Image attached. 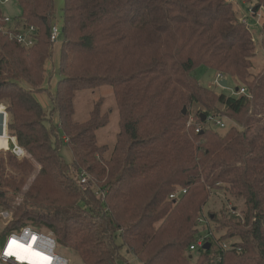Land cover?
Instances as JSON below:
<instances>
[{
    "label": "trees",
    "instance_id": "16d2710c",
    "mask_svg": "<svg viewBox=\"0 0 264 264\" xmlns=\"http://www.w3.org/2000/svg\"><path fill=\"white\" fill-rule=\"evenodd\" d=\"M16 1L21 14L11 23L0 8L7 30L0 31V106L15 149L29 157L0 151V212L12 213L0 240L31 226L51 232L83 264H119L125 250L140 264H264V67L251 73L256 42L234 5L65 0L61 79L47 115L36 94L50 90L55 0ZM243 2L256 14L264 9V0ZM31 27L32 47L11 38ZM260 31L264 50V24ZM198 66L247 93L204 87ZM105 86L120 116L110 159L108 147L97 144L95 122L74 120L77 93ZM202 115L228 126L221 133ZM59 132L72 164L62 157ZM82 173L88 186L78 181ZM213 197L220 202L215 212L207 210ZM201 238L210 248L192 252Z\"/></svg>",
    "mask_w": 264,
    "mask_h": 264
},
{
    "label": "rangeland",
    "instance_id": "374dc122",
    "mask_svg": "<svg viewBox=\"0 0 264 264\" xmlns=\"http://www.w3.org/2000/svg\"><path fill=\"white\" fill-rule=\"evenodd\" d=\"M234 5V8L238 12L240 19H246L249 23V27L253 33L254 41L256 42V55L255 58L252 59L253 61V69L251 73L256 75L260 72L264 67V50L261 47L260 40H261V26L257 25V21H260L261 25L264 24V9L259 11L257 14L256 12L249 11V6L243 2V0H229ZM65 0H55V7H56V15H55V23L60 29L63 27V14L62 8L64 6ZM3 7V6H2ZM0 6V8H2ZM7 8L3 9L4 13L12 19V21L19 17L21 14V8L16 0H12V3L6 6ZM252 12V13H251ZM61 51H62V38L60 42L54 45L53 50V57L52 60L48 63V70L50 72V90L48 92H42L36 94V98L42 105L45 113L47 115L50 114V111L53 108L52 99L50 94H55L57 90L58 81L61 79L59 73L60 67V60H61ZM194 74L196 78L199 80L201 85L206 88H210L218 94H224L226 96L238 97V90L239 85L231 78H227L223 76V79L227 80V87H222L218 84L217 80V73L207 69L204 66H198ZM48 87V85H46ZM119 111L117 107V102L114 96V92L112 87L105 86L95 90H84L78 92L75 98V116L74 120L82 125H89L93 122V129L98 126L96 130H94V134L96 136V141L99 146H107L108 152L104 155L105 159H110L112 155V151L114 150L117 135L120 131L119 126ZM226 122V121H225ZM54 123L58 125V117L54 116ZM227 123V122H226ZM210 127L217 129L219 132L223 133L225 129H220L214 125V123H209ZM228 125V124H227ZM60 133V137L63 140L60 152L64 160L72 164L74 157L71 148L68 146L67 142L65 141V136ZM7 136L0 135V149L6 148L10 145ZM96 144V142H95ZM16 145L11 144L8 149L14 153ZM19 159L23 157H29V155L25 152V154L21 156H17ZM36 166V165H35ZM38 169V166H36ZM36 176V172L33 174L32 178L29 180L27 190L30 187L33 179ZM90 181V180H89ZM89 185V182L87 186ZM24 193V190H23ZM23 197L20 194L14 203V206H17L22 203ZM233 206H235L234 202H231ZM243 206V201H239L237 203V211L240 212ZM218 211L220 209V202L219 199L213 197L210 204L207 207V210ZM7 212L10 213L12 217V213L8 210ZM8 220L0 218V234L3 232ZM45 232V231H42ZM48 232V231H46ZM45 232V233H46ZM206 244V243H205ZM57 254L60 256L68 259L70 264H83L81 259L79 258L76 251L69 249L67 247L61 246L58 244ZM122 256L124 260H120L119 264H140L139 261L127 250L122 251ZM196 257V254H194Z\"/></svg>",
    "mask_w": 264,
    "mask_h": 264
},
{
    "label": "built area",
    "instance_id": "2783aa9c",
    "mask_svg": "<svg viewBox=\"0 0 264 264\" xmlns=\"http://www.w3.org/2000/svg\"><path fill=\"white\" fill-rule=\"evenodd\" d=\"M12 0H0V6L3 5H7L11 2ZM5 21L7 23H11L12 19L10 17H6ZM243 22L247 25H249L248 21L246 19H243ZM257 25L258 26H262L260 21H257ZM0 31H3L5 33H7V30L2 27L0 25ZM35 35H36V29L31 27L30 29H28V31L26 33H19L17 35H11V38L16 39L17 42L21 45H23L25 48H30L35 44ZM61 35H62V29H60L57 25H54L52 28V33H51V41L53 44H57L60 42L61 39ZM223 79V76L221 74L217 75V80H218V84L219 82ZM246 90L244 88L240 89V91L238 92V94H246ZM207 125H209V123H214V125L220 129H225L227 128V123L225 122V120L218 118V117H207V121H206ZM191 125H194L196 127V133H200L201 130L203 129L202 124L198 123L195 121V119H191L190 121ZM210 126V125H209ZM14 154L16 156H21L23 155L22 151H19L18 149L14 150ZM90 178L89 176H87L86 174L82 173L78 175V181L80 183V185L86 186V184L89 182ZM183 194H185L186 192L183 191L181 192ZM178 196V194H173L171 195V199H176V197ZM0 218H3L5 220H10L11 219V215L9 212L7 211H1L0 212ZM32 238H35V243L33 245V247H30L32 251L34 252H39L43 255H46V257L50 258V264H70V261L66 258H62L61 256H59V254H57V250H58V243L56 241V238L54 237V235L52 233H45L42 231H38L36 229H34L31 226H26L24 227L21 231L19 232H13L11 234H9L4 240H0V264H33L30 261H21L20 259H18L16 256H12V254H8L6 255V251H8V244L10 241L12 240H24L25 242L31 240ZM206 241L205 239H200L199 241H197V243L193 244L190 247V250L192 252L197 251L198 249L203 248V246L205 245ZM24 245H27V248H29V244L25 243ZM224 250H228L230 249L229 245H224L223 246ZM44 260V259H42ZM45 262V260H44ZM43 262V263H44Z\"/></svg>",
    "mask_w": 264,
    "mask_h": 264
},
{
    "label": "bare ground",
    "instance_id": "6f19581e",
    "mask_svg": "<svg viewBox=\"0 0 264 264\" xmlns=\"http://www.w3.org/2000/svg\"><path fill=\"white\" fill-rule=\"evenodd\" d=\"M240 91V90H239ZM206 121H207V119H206ZM205 121V122H206ZM88 184V183H87ZM87 184H86V186H87ZM23 229V228H22ZM21 229V230H22ZM46 233H51V232H46ZM8 236V235H7ZM6 236V237H7ZM35 238H32L31 240H29V241H27V242H25L24 240H19L20 242H22L23 244H25V243H27V244H29V248H27L26 250L25 249H21V250H19V258L16 256V255H14V256H16L18 259H20L21 261H24V260H26V261H30L31 263H33V264H50V258L49 257H46V255H43V254H41V253H39V252H34V251H32L31 250V248L30 247H33V245H34V243H35ZM207 244V243H206ZM203 248H204V246H203ZM9 251V250H8ZM9 254H11L10 252H9ZM13 256V255H12ZM60 256V255H59ZM62 257V256H61ZM63 258V257H62ZM42 259H44L45 260V262H44V260H42ZM44 262V263H43Z\"/></svg>",
    "mask_w": 264,
    "mask_h": 264
},
{
    "label": "crops",
    "instance_id": "0c3cea01",
    "mask_svg": "<svg viewBox=\"0 0 264 264\" xmlns=\"http://www.w3.org/2000/svg\"><path fill=\"white\" fill-rule=\"evenodd\" d=\"M12 3V1L9 3V4H11ZM9 4H7V5H3V7L1 8L2 10L3 9H5V8H7L6 6H8ZM5 7V8H4ZM6 10V9H5ZM3 12H4V10H3ZM4 15H6L5 13H4ZM7 16V15H6ZM8 17V16H7ZM8 118H9V116H8V113L6 112V109L4 108V106H0V135H5V136H7V138H8V140H9V144L11 145V144H13V145H16V142H15V140L13 139V138H11L9 135H8V130H7V122H8ZM10 145H8L6 148H4V149H0V151L1 150H6V149H8L9 148V146ZM17 146V145H16Z\"/></svg>",
    "mask_w": 264,
    "mask_h": 264
},
{
    "label": "snow or ice",
    "instance_id": "6c2138e0",
    "mask_svg": "<svg viewBox=\"0 0 264 264\" xmlns=\"http://www.w3.org/2000/svg\"><path fill=\"white\" fill-rule=\"evenodd\" d=\"M21 249H27V245H24L22 242L20 241H16V240H12L9 242L8 244V250L9 251H6V255L9 254V252L12 254V255H16L18 258H19V250Z\"/></svg>",
    "mask_w": 264,
    "mask_h": 264
},
{
    "label": "water",
    "instance_id": "95a60500",
    "mask_svg": "<svg viewBox=\"0 0 264 264\" xmlns=\"http://www.w3.org/2000/svg\"><path fill=\"white\" fill-rule=\"evenodd\" d=\"M256 10H254L255 12ZM219 84L222 86V87H227V80L226 79H222ZM186 112V110H184V113ZM207 119V116L206 115H202V121L205 122ZM210 244L207 243L204 245V249H209L210 248Z\"/></svg>",
    "mask_w": 264,
    "mask_h": 264
}]
</instances>
